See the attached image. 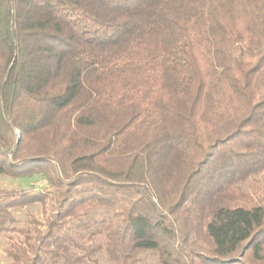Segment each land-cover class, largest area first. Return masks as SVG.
I'll use <instances>...</instances> for the list:
<instances>
[{
	"label": "trees",
	"instance_id": "trees-1",
	"mask_svg": "<svg viewBox=\"0 0 264 264\" xmlns=\"http://www.w3.org/2000/svg\"><path fill=\"white\" fill-rule=\"evenodd\" d=\"M263 175L264 0H0L10 264H264Z\"/></svg>",
	"mask_w": 264,
	"mask_h": 264
},
{
	"label": "rangeland",
	"instance_id": "rangeland-1",
	"mask_svg": "<svg viewBox=\"0 0 264 264\" xmlns=\"http://www.w3.org/2000/svg\"><path fill=\"white\" fill-rule=\"evenodd\" d=\"M261 185L264 188V175L261 180ZM50 184L42 176H34L26 179H16L7 176L0 177V194L2 192H27V193H39L51 191ZM14 215L18 219V225L24 226L29 220L30 216H35L37 219L42 220V209L40 205L29 207L23 210H17ZM18 238L16 235H6L0 237V264H10L7 259L5 250L11 244L10 237Z\"/></svg>",
	"mask_w": 264,
	"mask_h": 264
}]
</instances>
